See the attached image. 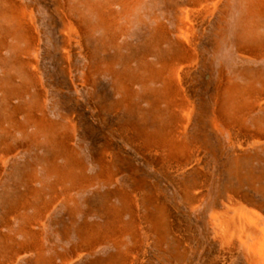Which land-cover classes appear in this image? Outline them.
<instances>
[{
    "label": "rangeland",
    "instance_id": "374dc122",
    "mask_svg": "<svg viewBox=\"0 0 264 264\" xmlns=\"http://www.w3.org/2000/svg\"><path fill=\"white\" fill-rule=\"evenodd\" d=\"M102 1L106 0H92L93 8L88 9L87 0H0V28L8 24L0 35V83L6 87L0 86V264L34 262V252L23 250L28 241L25 232L41 237L46 257L63 264L65 257H73L81 247L85 250L84 229H104L115 208L133 233L138 211L126 209L121 193L140 199L149 191L166 208L171 241L181 251L184 242L189 243L190 252L181 261L166 257L169 247L159 248L146 224L144 231L123 238L124 250L150 264H207L212 246L206 221L212 204L205 211H193L185 186L212 179L206 186L209 200L213 199L225 182L221 173L234 137L257 134L254 118L264 120V111L255 110L244 125L247 131L233 125L220 134H212L207 123L228 78L245 83L237 76L241 70L259 71L264 78V57L255 61L239 57L244 0L226 1L224 12L196 27L199 58L191 73L182 76L183 87L207 115L197 118L189 135L209 142L203 144L200 168L187 174L166 167L160 156L144 148L140 129L159 123L150 117L154 97L149 98L142 85L132 84L136 106L131 111L124 104V86L117 77L126 69H137L142 61L160 67L173 55L178 8L185 6V0H141L132 16L121 21L123 32L113 40L103 30L85 34L79 27L80 12L95 24ZM119 9L114 5V11ZM72 22L77 35L71 31ZM159 24L167 25L171 35L147 52ZM13 29L16 34L7 33ZM13 86L16 93L11 95ZM178 112L184 113L180 108ZM42 119L56 128L55 142L45 137L31 140L33 134H41L33 122ZM73 157L81 164V173L93 180L89 188L60 182L51 173L55 164L70 168ZM46 201L48 209L39 213ZM13 245L14 254L9 249ZM97 246V257L83 250L87 256L73 259L72 264H92L117 252L108 240Z\"/></svg>",
    "mask_w": 264,
    "mask_h": 264
},
{
    "label": "bare ground",
    "instance_id": "6f19581e",
    "mask_svg": "<svg viewBox=\"0 0 264 264\" xmlns=\"http://www.w3.org/2000/svg\"><path fill=\"white\" fill-rule=\"evenodd\" d=\"M87 1L88 9H92L94 5L91 3L92 0ZM140 1H102L104 7L101 10L97 11L94 8L97 15L95 24L91 25L85 13L80 12L79 27L85 34L93 29L103 30L108 38L113 40L123 32L121 21L132 16ZM226 1L228 0H185V6L178 8V38L172 43L173 55L166 57L160 67L152 62L142 61L137 69H126L117 75L121 77L124 86V104L131 111L136 106L133 85H142L148 89V97H154L150 117L159 123L155 128L145 125V128L140 129L144 137L143 145L148 152H155L156 156H160L166 167L176 169L177 173L187 174L198 170L203 144L209 142L207 138L202 140L189 135L192 134L197 118L200 115L205 117L207 115L206 112H201L186 94L182 76L191 73L195 61L199 58L196 47L198 42L196 27L200 25L198 23L210 21L214 16L224 12L228 7ZM243 2L238 34L239 57L242 61L260 60L264 57V0ZM114 5L119 6V11H114ZM219 19L221 21L220 16ZM20 25L17 26L18 30H21ZM70 26L74 35H77L78 31L73 22ZM7 27L8 24L2 27L3 30L0 28V35L6 32ZM167 28L165 24L158 25L151 40L153 43L148 45L147 52L154 50L156 45H159L158 42L167 39L170 34L168 32L170 29ZM17 29L7 33L16 34ZM184 65H187V68L183 67ZM237 76L245 83L231 77L222 84L215 101L216 108L210 112L212 116L207 119L211 133L220 134L223 128L233 125L246 130L249 127L244 125H247L249 118L253 116L252 113L255 110L264 111V78L261 72L241 70ZM157 84L161 87L158 88ZM0 86L6 88L2 83ZM9 91L11 95L16 93L14 86L10 87ZM162 104L166 109H161ZM178 108L184 113L180 114ZM161 118L163 121L166 119V122L162 123ZM254 121L257 124V134H238L234 137L233 146L230 147L233 150L224 162L221 173V178L225 182L222 190L213 199L209 200L210 189L206 186L212 179L201 178L200 182L185 186L187 200L193 211H205L206 205L212 204V211L206 221V231L212 246L210 253L212 259L208 260L207 264H264V128H262L264 120L257 116ZM33 123L41 134H33L32 141L45 137L49 142H55L56 128L53 125L44 119ZM74 161L67 169L59 168L55 164L51 168V173L57 175L60 182H70L76 188H89L93 180L81 173L83 169L76 158ZM121 197L126 209L136 208L138 211L134 218L135 231L131 232L128 225L122 221V212L115 208L111 211L109 222L104 229L92 226L84 229L85 250L81 247L80 252L77 251L73 257H65L63 264H72L73 259H80L86 254L96 256L97 245L106 240L115 246L117 252L104 259H97L92 264H150L138 255H133L131 250L123 248V238L130 234L137 235L139 230L144 231L143 224L147 225L148 233L153 234L159 248H163L164 245L169 247L168 251H165L166 257L176 261L185 259L190 252V244L184 242V251H181L171 241L166 208L155 192L149 191L140 199L131 198L125 193H121ZM48 207L49 203L46 201L42 207L39 206L38 212L46 211ZM24 235L28 241L23 245V250L34 252L35 255L32 264L57 263L54 258L46 257L41 237L36 234L31 236L26 232ZM31 237L33 239L30 244ZM9 249L15 253L14 245ZM83 250L87 251L86 254Z\"/></svg>",
    "mask_w": 264,
    "mask_h": 264
}]
</instances>
